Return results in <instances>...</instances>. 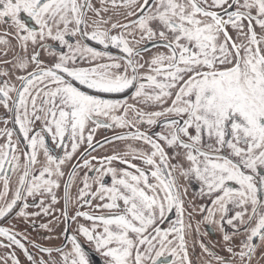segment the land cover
Listing matches in <instances>:
<instances>
[{"label": "snow or ice", "instance_id": "6c2138e0", "mask_svg": "<svg viewBox=\"0 0 264 264\" xmlns=\"http://www.w3.org/2000/svg\"><path fill=\"white\" fill-rule=\"evenodd\" d=\"M93 253L264 264V0H0V264Z\"/></svg>", "mask_w": 264, "mask_h": 264}, {"label": "flooded vegetation", "instance_id": "af4514ba", "mask_svg": "<svg viewBox=\"0 0 264 264\" xmlns=\"http://www.w3.org/2000/svg\"><path fill=\"white\" fill-rule=\"evenodd\" d=\"M99 138V137H98ZM191 191H193V192H195V191H198V186H194L192 189H191ZM173 218H174V216H173ZM69 233H71V232H69ZM68 233V234H69ZM61 239H63V236H61ZM57 242H59V241H57ZM65 243H67V241L65 240Z\"/></svg>", "mask_w": 264, "mask_h": 264}, {"label": "rangeland", "instance_id": "374dc122", "mask_svg": "<svg viewBox=\"0 0 264 264\" xmlns=\"http://www.w3.org/2000/svg\"><path fill=\"white\" fill-rule=\"evenodd\" d=\"M71 233H69V235H70ZM87 247V246H86ZM96 258H100L97 254H95V253H93V259H94V262H96V260L100 263V260H101V258H100V260L99 259H96Z\"/></svg>", "mask_w": 264, "mask_h": 264}, {"label": "water", "instance_id": "95a60500", "mask_svg": "<svg viewBox=\"0 0 264 264\" xmlns=\"http://www.w3.org/2000/svg\"><path fill=\"white\" fill-rule=\"evenodd\" d=\"M96 259L100 260V258H96ZM95 264H102V260H100V263L96 260Z\"/></svg>", "mask_w": 264, "mask_h": 264}]
</instances>
